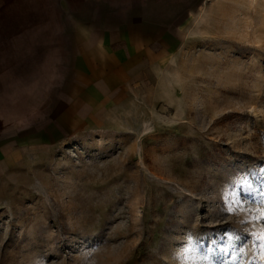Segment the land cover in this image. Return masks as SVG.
Returning <instances> with one entry per match:
<instances>
[{
  "label": "rangeland",
  "instance_id": "1",
  "mask_svg": "<svg viewBox=\"0 0 264 264\" xmlns=\"http://www.w3.org/2000/svg\"><path fill=\"white\" fill-rule=\"evenodd\" d=\"M0 264H264V0H0Z\"/></svg>",
  "mask_w": 264,
  "mask_h": 264
}]
</instances>
